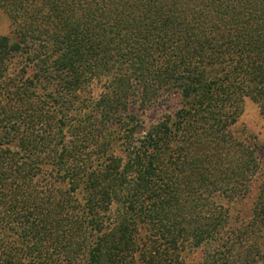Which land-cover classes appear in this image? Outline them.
Segmentation results:
<instances>
[{"label": "trees", "instance_id": "16d2710c", "mask_svg": "<svg viewBox=\"0 0 264 264\" xmlns=\"http://www.w3.org/2000/svg\"><path fill=\"white\" fill-rule=\"evenodd\" d=\"M0 264H264V0H0ZM154 116H150L153 115ZM259 182L249 222L226 203Z\"/></svg>", "mask_w": 264, "mask_h": 264}, {"label": "rangeland", "instance_id": "374dc122", "mask_svg": "<svg viewBox=\"0 0 264 264\" xmlns=\"http://www.w3.org/2000/svg\"><path fill=\"white\" fill-rule=\"evenodd\" d=\"M12 30L9 17L0 11V36L8 35ZM151 117L154 116L150 115ZM236 136L243 142L256 146L259 155H264V117L261 115L257 104L246 100L243 105V112L233 128ZM259 182L253 185L252 191L244 198L230 202L231 215L235 221L240 223L249 222L252 219V209L257 196ZM207 250L201 248H187L182 254L184 264H205Z\"/></svg>", "mask_w": 264, "mask_h": 264}]
</instances>
